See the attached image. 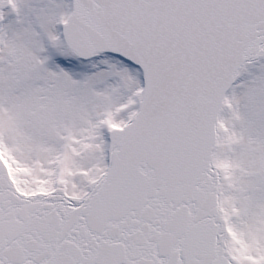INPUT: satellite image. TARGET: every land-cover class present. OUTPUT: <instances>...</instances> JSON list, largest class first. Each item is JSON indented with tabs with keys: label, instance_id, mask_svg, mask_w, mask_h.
Here are the masks:
<instances>
[{
	"label": "snow or ice",
	"instance_id": "1",
	"mask_svg": "<svg viewBox=\"0 0 264 264\" xmlns=\"http://www.w3.org/2000/svg\"><path fill=\"white\" fill-rule=\"evenodd\" d=\"M0 264H264V0H0Z\"/></svg>",
	"mask_w": 264,
	"mask_h": 264
}]
</instances>
